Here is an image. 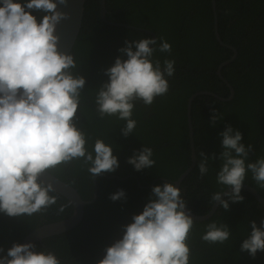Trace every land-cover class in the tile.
<instances>
[{"label":"trees","instance_id":"16d2710c","mask_svg":"<svg viewBox=\"0 0 264 264\" xmlns=\"http://www.w3.org/2000/svg\"><path fill=\"white\" fill-rule=\"evenodd\" d=\"M14 2L23 4L26 0ZM106 8L107 19L121 26L104 23L99 0H87L82 29L71 54L77 64L72 72L86 80L77 111V127L86 135L85 147L92 152L95 141L103 140L113 147L119 167L94 180L82 159L61 164L50 172L74 186L85 201H93L95 190L98 192L97 199L85 207L77 227L35 244L37 252L51 251L61 264H99L106 249L122 238L132 217L142 213L152 188L166 182L175 186L193 164L190 120L197 161L180 191L187 208L197 216L211 212L215 205L213 194L229 189L217 183L223 151L220 133L226 127L242 133L245 147L253 146L246 164L264 158V0H216L215 10L213 0H106ZM31 14L38 23L45 15L37 11ZM216 16L222 42L236 53L218 41ZM147 38H157V49L161 39L171 45V53L157 50L152 60H159L161 69L166 59L173 60L175 71L173 76L165 77L169 84L165 95L156 97L150 106L134 102L132 119L136 128L125 138L121 129L126 121L116 116L100 118L96 93L108 82L104 73L116 58L127 59L119 52L126 46L125 41ZM227 62L230 63L221 69L220 78L218 70ZM231 90L234 95L228 102L210 94L230 99ZM201 92L209 94L194 100L189 118L188 101ZM213 109L222 117L215 126L211 124ZM144 147L153 150L156 163L136 171L127 160ZM200 152L210 158L216 156L215 160L209 159V171L203 177L198 170ZM243 185L256 187L264 196V189L252 179L251 172H247ZM119 190L125 192L126 198L112 201L110 196ZM50 195L56 197V203L41 213L9 217L0 212V257L37 228L73 214L74 207L68 199L53 191ZM240 195L243 201L229 202L228 211L219 205L211 218L194 220L187 241L189 264H264V252L258 251L253 258L241 251L243 240L251 233V222L260 227L264 221V208L248 192L241 191ZM212 222L229 227L230 238L223 244L201 239Z\"/></svg>","mask_w":264,"mask_h":264},{"label":"clouds","instance_id":"9594fccd","mask_svg":"<svg viewBox=\"0 0 264 264\" xmlns=\"http://www.w3.org/2000/svg\"><path fill=\"white\" fill-rule=\"evenodd\" d=\"M58 4L67 7L68 0H26L23 4L0 0V212L9 217L32 216L56 203L50 195L52 184L40 177L61 164L82 159L93 180L119 167L111 145L97 139L89 152L86 135L77 127L86 80L73 74L74 57L58 50L57 25L70 18L58 11ZM32 11L45 13L39 23ZM125 45L119 52L127 59L116 58L105 71L108 82L97 91L95 104L101 119L116 116L126 121L121 129L126 138L136 128L134 102L150 106L156 97L165 95L169 89L165 77L174 75L175 62L166 59L163 69L159 60L153 63L157 50L171 53V45L162 39L158 49L157 38L125 41ZM221 118L213 109L211 124L215 126ZM220 135L223 151L217 183L231 191L217 192L211 199L228 211L229 202L243 201L240 193L247 172L264 189V158L246 164L253 146L241 143L242 133L228 126ZM152 156L153 150L144 147L127 163L136 171L152 168L156 163ZM200 157L198 170L203 177L209 171V159L216 156L200 152ZM124 198L123 190L110 196L114 202ZM193 223L178 187L168 182L155 186L142 213L132 217L122 238L106 249L99 264H189L187 241ZM251 229L241 251L255 258L258 251L264 252V221L260 227L251 222ZM230 235L226 224L212 222L201 239L223 244ZM35 248L32 243L13 244L0 257V264H61L53 252Z\"/></svg>","mask_w":264,"mask_h":264},{"label":"water","instance_id":"95a60500","mask_svg":"<svg viewBox=\"0 0 264 264\" xmlns=\"http://www.w3.org/2000/svg\"><path fill=\"white\" fill-rule=\"evenodd\" d=\"M87 0H68V5L67 7L63 5L58 4V11L65 12L69 15V19L62 21L59 25H57L56 29V35L60 37V42L58 45V50L64 52L65 54H72L73 49L75 45L77 44V41L79 39V35L82 29L83 25V19H84V14H85V5H86ZM100 6H101V14L102 17L105 19V23L109 24L110 26H120L121 24L112 22L107 19V8H106V0H100ZM213 7L214 10L216 8V0H213ZM216 24H215V29H216V34L218 41L222 43L224 46L229 47L228 45L224 44L219 36L218 33V20L217 16L215 17ZM125 26V25H124ZM130 28V26H125ZM233 50H235L233 47H229ZM230 62L224 63L219 70V75L221 76V69L225 65H228ZM209 94L208 92H201L196 95H194L189 104V118L191 115V104L192 102L198 97L202 95ZM211 94V93H210ZM217 96V95H216ZM190 138H191V147H192V152H193V161L195 162V146H194V131L193 127L191 124L190 120ZM194 168V163L190 168L176 181L175 186L179 188L180 183L185 179V177L193 170ZM41 181L44 183L52 184L53 186V192H56L60 194L61 196L65 197L68 199L73 207V214L66 218L65 220L59 221V222H54V223H49L47 225H44L42 227L37 228L30 234H28L23 242L21 244H26V243H32L36 244L38 242H43L45 239L60 235L62 233L68 232L72 230L73 228L77 227L82 219L84 218V212H85V207L88 204L93 203L97 199V189L95 190V197L93 201H85L79 191L72 185L66 183L65 181L59 179L57 176L53 175L52 173H45L40 177ZM231 189H227L225 192H230ZM241 191H246L250 193L263 207H264V196L261 195L254 187L243 185ZM227 196L222 195V199H225ZM219 203H215L213 206L211 212L204 216H197L196 214L192 213L190 211V215L194 220L198 221H205L211 216L215 214L217 209L219 208ZM187 210H189L187 208Z\"/></svg>","mask_w":264,"mask_h":264},{"label":"flooded vegetation","instance_id":"af4514ba","mask_svg":"<svg viewBox=\"0 0 264 264\" xmlns=\"http://www.w3.org/2000/svg\"><path fill=\"white\" fill-rule=\"evenodd\" d=\"M99 4H100V0H99ZM100 17H101V19H102V21L105 23V19L102 17V14H101V6H100ZM107 17V16H106ZM107 24V23H106ZM109 25V24H108ZM112 26V25H111ZM121 26V25H120ZM115 27V26H114ZM221 45L222 46H224L222 43H221ZM231 49V48H230ZM233 50V49H232ZM235 51V53H236V50H234ZM236 58V57H235ZM222 66V65H221ZM225 66H227V65H225ZM220 70V69H219ZM219 70H218V76L221 78V76L219 75ZM232 91V94H231V98L230 99H225V98H223V97H220V96H218L217 94V96L216 95H214V93H212V92H210L211 94H213V96L212 97H214V98H217L218 100H220V101H223V102H228L229 100H231L232 98H233V95H234V91L233 90H231ZM227 93H225V95H226ZM193 97V96H192ZM191 97V98H192ZM191 98L189 99V101H188V110H189V104H190V100H191ZM194 102V101H193ZM192 102V103H193ZM191 108H192V104H191ZM193 153V152H192ZM192 161H193V157H192ZM196 153H195V162L193 161V163H194V167H195V165H196ZM183 182V181H182ZM181 182V183H182ZM181 183H180V185H181ZM97 186V184L95 183V187ZM247 186H251V187H254V186H252V185H247ZM255 189H256V187H254ZM179 189H180V186H179ZM257 190V189H256ZM258 191V190H257ZM259 192V191H258ZM260 193V192H259ZM250 194V193H249ZM261 194V193H260ZM262 195V194H261ZM260 204V203H259ZM261 205V204H260ZM262 206V205H261ZM264 208V207H263Z\"/></svg>","mask_w":264,"mask_h":264},{"label":"bare ground","instance_id":"6f19581e","mask_svg":"<svg viewBox=\"0 0 264 264\" xmlns=\"http://www.w3.org/2000/svg\"><path fill=\"white\" fill-rule=\"evenodd\" d=\"M153 35V34H152Z\"/></svg>","mask_w":264,"mask_h":264}]
</instances>
